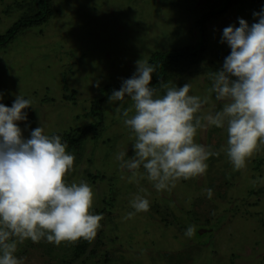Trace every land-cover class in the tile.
Here are the masks:
<instances>
[{
    "label": "rangeland",
    "instance_id": "1",
    "mask_svg": "<svg viewBox=\"0 0 264 264\" xmlns=\"http://www.w3.org/2000/svg\"><path fill=\"white\" fill-rule=\"evenodd\" d=\"M35 0H0V35L38 12ZM224 0H50L46 22L18 33L0 47V94L10 107L17 95L30 99L27 121L16 122L22 136L44 125L47 135L73 136L66 151L75 157L68 183L87 181L95 198L91 211L102 219L83 257L76 241L60 245L30 240L18 246L21 264H264V144L234 170L222 147L226 128L198 131L195 140L219 155L210 156L204 175L179 180L157 192L147 179L129 182L115 155H132L133 134L114 112L106 86L118 84L136 70V62L156 53L196 47L201 41L199 18L220 9ZM261 6L235 7L207 22L205 43L196 61H183L169 73L165 86L191 83L190 95H209L212 74L220 70L230 48L220 42L222 30L249 25ZM102 99L103 123L91 114ZM127 98L121 112L131 108ZM219 110L213 98L205 109ZM133 114L129 112V116ZM92 127V128H91ZM89 128L82 140L80 131ZM91 128V129H90ZM127 158V157H125ZM143 172V169H140ZM143 188L148 211L135 213L129 200ZM212 189L207 197L204 189ZM144 195L143 192L140 193ZM191 228V235L187 230Z\"/></svg>",
    "mask_w": 264,
    "mask_h": 264
},
{
    "label": "clouds",
    "instance_id": "2",
    "mask_svg": "<svg viewBox=\"0 0 264 264\" xmlns=\"http://www.w3.org/2000/svg\"><path fill=\"white\" fill-rule=\"evenodd\" d=\"M253 17L256 22L251 25L237 18L238 27L223 28L220 42L230 53L212 74L209 95H190V82L165 86L159 95L150 87L155 69L145 59L138 60L133 75L112 91L109 103L119 102L113 111L133 134L132 155L127 149L115 155L119 169L130 174V183H138V177L147 179L160 192L171 190L179 180L204 175L209 157L219 153L195 137L211 127L226 128L222 150L234 170L244 168L264 144V5ZM213 96L220 108L206 110ZM126 98L131 108L121 112ZM29 106L32 101L20 94L10 107L0 102V264H21L16 253L27 240L55 245L91 240L102 219L91 211L95 198L91 185L83 179L71 183L65 179L75 157L66 151L61 136L45 134L43 124L31 130L30 138L22 136L16 122L27 121L23 110ZM203 191L211 199L212 189ZM129 206L133 211L125 219L148 211L146 190L140 188Z\"/></svg>",
    "mask_w": 264,
    "mask_h": 264
},
{
    "label": "trees",
    "instance_id": "3",
    "mask_svg": "<svg viewBox=\"0 0 264 264\" xmlns=\"http://www.w3.org/2000/svg\"><path fill=\"white\" fill-rule=\"evenodd\" d=\"M38 12L33 17H28L18 21L6 34L0 35V47H5L10 44L16 37V35L22 31H25L31 27L38 25L39 23L46 22L50 13V0H35ZM250 3L254 6L264 5V0H224L223 6L215 11H211L203 14L198 20V26L201 34L200 43L193 48L184 49L181 51L171 53H156L154 54L149 64L154 67L155 72L152 74V80L150 87L156 88L158 93L162 90L164 84L167 81L170 71L179 63L183 61H196L200 58V53L205 43V24L216 19L219 16L225 15L229 10L235 7H241ZM131 76L126 77L130 78ZM121 83L106 86L101 90L102 94H110L113 90H119ZM102 99H95L92 103L91 114L98 119V124L93 126L95 131H99L103 123V113L101 111ZM92 128V127H91ZM90 128V129H91ZM89 128H85L80 131V135L77 140H82L85 137ZM62 142H66L67 145L71 142H75L73 136L61 137ZM93 240L79 239L75 244V255L77 257H83L88 248L91 246Z\"/></svg>",
    "mask_w": 264,
    "mask_h": 264
}]
</instances>
